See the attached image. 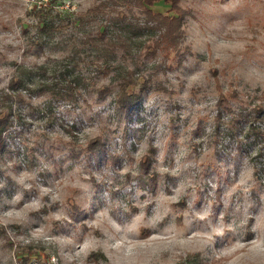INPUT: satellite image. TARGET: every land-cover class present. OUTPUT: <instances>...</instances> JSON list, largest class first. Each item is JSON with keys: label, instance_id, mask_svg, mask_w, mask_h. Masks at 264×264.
Instances as JSON below:
<instances>
[{"label": "rangeland", "instance_id": "obj_1", "mask_svg": "<svg viewBox=\"0 0 264 264\" xmlns=\"http://www.w3.org/2000/svg\"><path fill=\"white\" fill-rule=\"evenodd\" d=\"M174 2L165 51L125 0H0V264H264V139L224 130L264 106V0Z\"/></svg>", "mask_w": 264, "mask_h": 264}, {"label": "trees", "instance_id": "obj_2", "mask_svg": "<svg viewBox=\"0 0 264 264\" xmlns=\"http://www.w3.org/2000/svg\"><path fill=\"white\" fill-rule=\"evenodd\" d=\"M125 1L138 8L143 9L147 13V16L150 20L149 22H151V24L154 25V27L158 26L160 28L159 33L157 35L158 37L155 42L157 45L161 47V49L165 51H170L177 47L178 42L175 40V31L171 30L169 26L168 27L165 26V28L164 27L161 28L160 26L161 23L163 22L164 24H169V25L176 24V26H179L180 20L182 19V17H184V12L178 9L174 0H125ZM158 1H163V3H168L169 9L173 11V13L170 15L162 14L160 12H155L151 8H149L150 6H152V4ZM148 18H146L147 21ZM101 35L102 36L104 35V30ZM128 72L129 74L131 73L130 71ZM63 74H65V77H67V79L71 75L70 72L68 73L64 72ZM73 80L75 79L69 80L68 85H63L66 87L69 86L68 91L63 92L66 98L69 100L74 98L75 94L73 92L78 91L79 88L78 83L74 82ZM145 81L146 80H143L142 84H144L146 87ZM132 82L133 81L131 80L130 75H127L126 77L123 78V80L119 85L118 91L115 96L116 97L115 102L121 108L128 109L132 107L138 98L137 97L138 94L135 91H133L132 89L128 90ZM25 85H26V80H24L22 77L11 79L9 88L13 90L12 95L18 101L22 100L23 98L21 90L29 88ZM144 85L142 87H144ZM46 87L48 89L51 88L53 89L52 82L48 84V86ZM97 92L100 95H104L105 93L108 92V88L99 89ZM4 95L6 97L11 96V94H5V93ZM220 112L221 110H219V114L217 115L218 117H220ZM230 112H232L233 114L230 116L227 114L229 117H227V121L224 122L225 123L224 130L227 137H232V136L237 137V135L241 134V136L245 139H252V140H248V142L244 144H238L237 146L238 148L248 146L249 144H251V141L253 142L257 141L260 138L261 140L264 139V106H262V104L253 105L248 111L241 110L239 112H234L231 110ZM8 119H9L8 114H4L2 117H0V147L1 148L4 147V138H2L3 137L2 133L10 124L8 122ZM241 119H244L245 127L244 130L239 131L237 130L238 128H236V122L240 121ZM100 144L101 143L99 137L91 139L87 143V149L94 150L97 146L99 147ZM261 155H264V152H262V150H261ZM260 170H261V176L264 175V161L261 162ZM260 170H258V168L255 167L256 174H258Z\"/></svg>", "mask_w": 264, "mask_h": 264}]
</instances>
